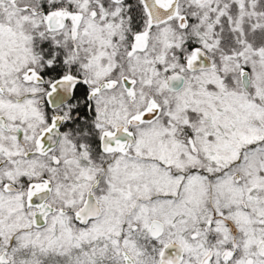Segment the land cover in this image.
<instances>
[{
  "label": "snow or ice",
  "instance_id": "1",
  "mask_svg": "<svg viewBox=\"0 0 264 264\" xmlns=\"http://www.w3.org/2000/svg\"><path fill=\"white\" fill-rule=\"evenodd\" d=\"M0 264H264V0H0Z\"/></svg>",
  "mask_w": 264,
  "mask_h": 264
}]
</instances>
